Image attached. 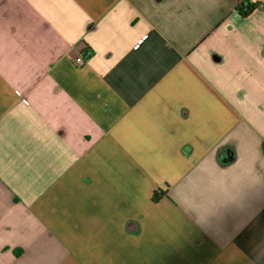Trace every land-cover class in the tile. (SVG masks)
I'll use <instances>...</instances> for the list:
<instances>
[{
    "label": "crops",
    "instance_id": "1",
    "mask_svg": "<svg viewBox=\"0 0 264 264\" xmlns=\"http://www.w3.org/2000/svg\"><path fill=\"white\" fill-rule=\"evenodd\" d=\"M263 147L264 0H0V264H264Z\"/></svg>",
    "mask_w": 264,
    "mask_h": 264
},
{
    "label": "trees",
    "instance_id": "2",
    "mask_svg": "<svg viewBox=\"0 0 264 264\" xmlns=\"http://www.w3.org/2000/svg\"><path fill=\"white\" fill-rule=\"evenodd\" d=\"M259 7H260V3L250 2V1H242L236 6L235 12L239 18H247L250 14H252ZM161 195H162V193L155 191L153 193V198L154 199L158 198Z\"/></svg>",
    "mask_w": 264,
    "mask_h": 264
},
{
    "label": "built area",
    "instance_id": "3",
    "mask_svg": "<svg viewBox=\"0 0 264 264\" xmlns=\"http://www.w3.org/2000/svg\"><path fill=\"white\" fill-rule=\"evenodd\" d=\"M87 55H89V54L87 53ZM83 62H84V59H83L82 55H79L75 58L76 64L81 65V64H83Z\"/></svg>",
    "mask_w": 264,
    "mask_h": 264
},
{
    "label": "water",
    "instance_id": "4",
    "mask_svg": "<svg viewBox=\"0 0 264 264\" xmlns=\"http://www.w3.org/2000/svg\"><path fill=\"white\" fill-rule=\"evenodd\" d=\"M230 157H231V155L228 153V152H225L224 154H223V161H229V159H230Z\"/></svg>",
    "mask_w": 264,
    "mask_h": 264
}]
</instances>
